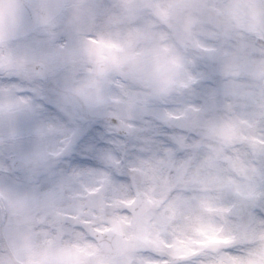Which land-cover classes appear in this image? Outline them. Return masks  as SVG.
<instances>
[{
  "label": "clouds",
  "instance_id": "9594fccd",
  "mask_svg": "<svg viewBox=\"0 0 264 264\" xmlns=\"http://www.w3.org/2000/svg\"><path fill=\"white\" fill-rule=\"evenodd\" d=\"M0 264H264V0H0Z\"/></svg>",
  "mask_w": 264,
  "mask_h": 264
}]
</instances>
